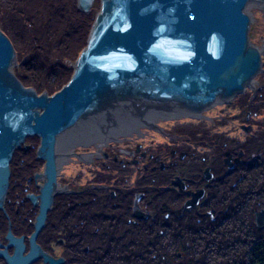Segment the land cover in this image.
<instances>
[{
  "label": "water",
  "instance_id": "obj_1",
  "mask_svg": "<svg viewBox=\"0 0 264 264\" xmlns=\"http://www.w3.org/2000/svg\"><path fill=\"white\" fill-rule=\"evenodd\" d=\"M95 0H76L89 13ZM252 2L264 0H99L85 46L72 74L49 94L16 76V52L0 29V210L9 187L10 162L27 137H37L36 158L44 161L38 206L25 251L23 235L8 227L0 242L5 264L41 258L61 264L36 243L53 197L60 191L56 146L59 139L102 119L108 128L154 115L196 117L215 103L228 102L252 86L261 71V47L249 41ZM6 217H8L6 215ZM254 222L264 227V207ZM12 246L13 251L7 248Z\"/></svg>",
  "mask_w": 264,
  "mask_h": 264
},
{
  "label": "flooded vegetation",
  "instance_id": "obj_2",
  "mask_svg": "<svg viewBox=\"0 0 264 264\" xmlns=\"http://www.w3.org/2000/svg\"><path fill=\"white\" fill-rule=\"evenodd\" d=\"M263 41L254 45L261 47ZM249 88V96L239 95L241 92L228 102L215 103L213 106L223 107L211 118L200 113L196 117L135 119L132 126L143 128L144 134H137L134 140L126 138L133 132L118 137L124 134L121 133L124 126L108 128L101 118L91 124L94 134L78 140L79 143L64 145L61 136L56 150V180L60 191L53 197L36 243L53 258L61 257V264H122L124 253H139L135 245L141 239L133 230L154 221L155 200L165 199L166 264L174 259L170 251L172 242H178L181 248L174 259L180 264L198 260L194 247L208 251V247L222 242L229 251L247 247V218L241 224L233 221L237 215L247 216L250 194L247 185L252 183L251 179L264 182V155L255 153L247 158L250 129L247 107L256 106L260 96L264 98V86ZM184 120L200 122V126L211 122L217 130L209 135L197 127L196 132L189 133L182 128L166 129L161 127L165 123H160ZM222 127L227 130H221ZM74 137L66 139L73 141ZM36 148L37 145H25L19 149L18 167L14 173L10 169L15 184L8 187L5 211L0 210L6 231L9 227L13 235H23L24 252L29 248L28 236L38 212V206L27 195L38 194L43 182L41 177H34L35 173L43 172L44 166V161L36 158ZM51 211L54 223L47 230ZM17 220L29 225L28 233L17 226ZM6 231L0 237L3 244ZM78 245L83 246L84 259ZM7 250L11 253L13 247ZM0 261L5 264L3 259ZM30 264L46 263L37 258Z\"/></svg>",
  "mask_w": 264,
  "mask_h": 264
},
{
  "label": "trees",
  "instance_id": "obj_3",
  "mask_svg": "<svg viewBox=\"0 0 264 264\" xmlns=\"http://www.w3.org/2000/svg\"><path fill=\"white\" fill-rule=\"evenodd\" d=\"M93 18L91 12L83 13L78 10L76 0H0V29L11 40L15 52L17 53L18 46L21 48L19 55L24 50H28L31 55L33 47H40L45 52L43 55L35 52L26 61L21 59L23 61L20 67L14 70L20 81L26 86L34 87L37 92L46 90L51 94L58 90L72 74L71 66H67L63 60L76 59L86 44ZM27 21L31 24L30 29ZM37 32L46 41L48 48L40 45ZM52 50L56 51L55 56L58 55L59 58L50 60L47 56L45 59L46 54L51 55ZM251 182L247 185L250 191L247 197H251L250 209L247 203V216L237 215L233 221L241 224L247 218V247L243 245L241 249L229 251L223 242L208 247V251H204V247H194L192 250L198 260L188 264H264V227L256 226L253 213L264 204V182L257 181L256 178L251 179ZM155 202L156 219L142 223L133 230L141 239L135 245L139 253H124L122 264H166L164 255L168 248L164 239L163 217L165 199H157ZM5 225V219L0 213V237L6 231ZM152 235L155 236L153 239L150 238ZM177 244L178 242H172L170 248L174 259L181 249ZM77 248L84 259L83 246L78 245ZM0 264H4L3 261ZM171 264L180 263L172 261Z\"/></svg>",
  "mask_w": 264,
  "mask_h": 264
},
{
  "label": "rangeland",
  "instance_id": "obj_4",
  "mask_svg": "<svg viewBox=\"0 0 264 264\" xmlns=\"http://www.w3.org/2000/svg\"><path fill=\"white\" fill-rule=\"evenodd\" d=\"M262 9H263L262 8V4L255 3V2L250 3L248 5V8H247V11H248V13L251 16V23H250V26H249L248 37H249V41L252 44H256V45H261L262 41L264 40V16H263ZM98 10H99V0H95L93 5H92V7H91L90 12L93 15H95V13ZM27 23H28L27 26L30 29L31 24L28 21H27ZM37 23H39V21H37ZM37 35L39 36L40 45L41 46H45L46 48H48V45H47L46 41L43 39V37L41 36V34L39 32H37ZM31 46L33 47L34 45H31ZM17 48H19L21 50L20 46H18ZM19 49L17 50V53H16V65L13 67V70H15L16 68H19L20 67V63L23 60L26 61V60L30 59V56L33 53L36 52L39 55H43L45 53L43 51V49H41L40 47L39 48L33 47L34 51H31L32 52L31 55L28 54V50H26V51L24 50L23 52L21 51V54L19 55V52H18ZM55 52H56L55 50H52V52H50L51 55L46 54L45 59H46L47 56L49 57V58L48 57L47 58L50 59V60L59 58L58 55L55 56ZM21 59H23V60H21ZM63 62L67 66H71V68H73V63H74L73 60L65 59V60H63ZM258 85L264 86V56L262 58L261 71L254 77V81L252 82V86H250V87L252 88L253 86L256 87ZM245 93H247V96L250 95V88L249 87H247L246 90L243 93L239 94V95H243ZM262 96H260V98H258V99H260V101L259 100L256 101L258 103L256 106H253L251 108L247 107V112H250V117H249V120L247 121V125L250 126V129L248 130V133H247V137H249V138H247V140H249V143L247 142V147H248L247 158H250L255 153H262L264 155V98ZM221 107H223V106L216 107V106L212 105L211 107H209L208 109L202 111L201 113H203L205 115L208 114L210 116V118H211V117H213L215 115V113ZM230 112L236 113L237 110L236 109H230ZM160 123H165V124H162L163 126L161 125V127H164L166 129L182 128L183 130H185L186 132H189V133H190V131L191 132L195 131V129L197 127H200V129H203L204 132L209 134V135H211L213 133V131L217 130L215 128V126H213L211 124V122H207V123L204 122V123H202V126L199 125L200 122H197V121L191 122L190 120H184L183 123H181V122L173 123V121H170V122L169 121H166V122H162L161 121ZM91 124H92L91 122L85 123V127H89V126H91ZM130 126H132L131 123L130 124H126L123 127V129L124 130L128 129V128H130ZM135 126H137V125H135ZM85 127L83 129H81V131L79 130L80 132L79 131L75 132V133L74 132H70L67 135V137H69L71 135L72 136L75 135L73 141H68L66 139V136L63 137L65 139V142L63 144L64 145L65 144H70V143L73 144L74 142H78V140H81L85 136H86V138L92 136L94 134V131H95V129L93 130L94 127L91 126L87 130L85 129ZM221 130H227V128L222 127ZM143 132H144L143 128H138V132L133 130V133L131 132L132 134L126 136V138L134 140L135 138L138 137L137 134H142ZM78 133H85V135L77 136V135H79ZM144 138L145 137H142L141 139H144ZM157 141L161 142L162 139H158L157 138ZM163 143H164V141H163ZM25 145H35V146L38 145V138L37 137H27L25 139V142H24L23 146H25ZM19 158H20V152H19V149H18V150H16L14 152V155H13L12 160L10 162V169L12 170L13 173H14V169H16L18 167ZM14 182H15V178L12 175L10 180H9V187L10 188H11L12 185L15 184ZM248 187L249 186H247V191L249 189ZM250 199H251V197L248 196L247 197V203H249L248 207L251 205L250 201H249ZM249 209H250V207H249ZM6 210H7V208H6ZM53 215L54 214H52V211H51L50 214H49L48 222H47V227H46L47 230L49 228H51L52 227L51 226L52 223H54V216ZM11 217H13V216H11ZM16 222H17V226H20L23 229V232H25V233L29 232V225L28 224L20 223L18 220ZM179 251H181V249L178 250L177 252H179ZM173 262L175 263V262H178V261H174L173 260Z\"/></svg>",
  "mask_w": 264,
  "mask_h": 264
},
{
  "label": "bare ground",
  "instance_id": "obj_5",
  "mask_svg": "<svg viewBox=\"0 0 264 264\" xmlns=\"http://www.w3.org/2000/svg\"><path fill=\"white\" fill-rule=\"evenodd\" d=\"M262 8H263V4H262ZM158 117H174V116H171V115H154L152 118H154V119H156V118H158ZM133 124V123H132ZM138 127L139 126H130V128H128V129H125L124 131H121V133H124V134H118V137H121V136H125V135H128V134H130L131 132H133V130H135V131H137L138 130ZM130 131V132H129ZM129 132V133H128ZM126 133H128V134H126ZM88 142H90L89 140H87ZM66 145V144H65ZM67 145H69V144H67ZM57 148H58V146H56V150H57Z\"/></svg>",
  "mask_w": 264,
  "mask_h": 264
}]
</instances>
